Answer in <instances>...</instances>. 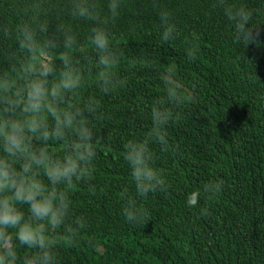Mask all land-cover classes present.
Wrapping results in <instances>:
<instances>
[{
	"label": "trees",
	"instance_id": "16d2710c",
	"mask_svg": "<svg viewBox=\"0 0 264 264\" xmlns=\"http://www.w3.org/2000/svg\"><path fill=\"white\" fill-rule=\"evenodd\" d=\"M30 2L0 0V24L14 27ZM213 2L160 0L177 27L176 38L164 42L151 0H124L110 27L122 54L118 74L127 82L111 94L94 83L82 90V101L99 100L103 119L94 130L101 144L94 178L71 193L72 214L85 216L87 227L72 246L58 245L57 264H264V0H234L252 10L253 25L261 28V43L247 48ZM96 3L107 10V0ZM45 7L44 18L70 24L86 45L91 24L68 14L69 0H46ZM16 47L0 34V71L9 68L7 55ZM133 59L137 66L129 68ZM169 68L189 99L167 126L169 150L151 145L168 188L137 197L146 217L129 224L121 193L127 187L135 195V188L123 145L151 127V107L164 95L161 77ZM216 180L223 181L221 192L208 199L203 186ZM197 189L199 202L189 207L188 193ZM24 252L19 249L21 257Z\"/></svg>",
	"mask_w": 264,
	"mask_h": 264
},
{
	"label": "clouds",
	"instance_id": "9594fccd",
	"mask_svg": "<svg viewBox=\"0 0 264 264\" xmlns=\"http://www.w3.org/2000/svg\"><path fill=\"white\" fill-rule=\"evenodd\" d=\"M151 3L158 9L161 39H175L171 13L160 0ZM45 4L46 0H31L29 12L14 27L0 24V34L14 38L17 45L7 55L9 68L0 71V264H57L58 245L72 246L86 229L87 218L72 214L71 193L94 178L101 144L95 121L103 119V113L96 97L82 101V90L94 83L101 93L111 94L127 82L118 74L122 54L110 27L124 0H107L106 11L96 0H69L68 14L91 24L83 46L70 24L53 26L44 18ZM212 7L231 22L237 43L246 48L261 43V28L253 25L252 10L234 0H214ZM187 55L195 59L196 50L189 48ZM137 63L131 60L129 68ZM161 78L164 95L151 107V127L142 138H130L123 145L135 188V195L127 187L121 193V215L129 224L146 217L137 197L167 191L151 145L169 150L167 126L180 119L174 110L189 99L171 68ZM51 145H59V150ZM109 151L104 148L105 155ZM222 185V180L210 181L203 191L215 199ZM89 191L95 192L90 183ZM200 196L199 189L188 193V206L195 207ZM201 211L208 214L207 208ZM20 248L25 249L23 257Z\"/></svg>",
	"mask_w": 264,
	"mask_h": 264
},
{
	"label": "water",
	"instance_id": "95a60500",
	"mask_svg": "<svg viewBox=\"0 0 264 264\" xmlns=\"http://www.w3.org/2000/svg\"><path fill=\"white\" fill-rule=\"evenodd\" d=\"M184 89L192 96V98L196 101V98L194 97L193 93L191 92L190 89L184 87Z\"/></svg>",
	"mask_w": 264,
	"mask_h": 264
}]
</instances>
